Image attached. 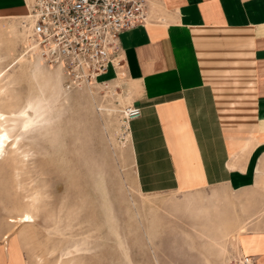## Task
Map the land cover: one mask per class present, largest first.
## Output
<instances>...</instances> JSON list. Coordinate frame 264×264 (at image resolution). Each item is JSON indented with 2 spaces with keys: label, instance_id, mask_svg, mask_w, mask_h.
<instances>
[{
  "label": "rangeland",
  "instance_id": "rangeland-1",
  "mask_svg": "<svg viewBox=\"0 0 264 264\" xmlns=\"http://www.w3.org/2000/svg\"><path fill=\"white\" fill-rule=\"evenodd\" d=\"M31 45L23 19L0 20V88L8 89L14 111L30 101L43 107L35 128L19 132L28 158L23 164L10 155L0 161V226L8 227L6 237L14 238L16 248L21 244L27 264H233L240 259L238 230L219 239L224 231L219 226L246 222L240 220L245 210L239 198L219 188L146 192L119 100L122 89L103 85L114 82L69 89L66 79L58 78L59 69L45 62L42 67L39 56L29 54ZM0 109L8 111L1 102ZM33 199L34 224L8 222ZM200 207L206 209L197 211Z\"/></svg>",
  "mask_w": 264,
  "mask_h": 264
},
{
  "label": "crops",
  "instance_id": "crops-1",
  "mask_svg": "<svg viewBox=\"0 0 264 264\" xmlns=\"http://www.w3.org/2000/svg\"><path fill=\"white\" fill-rule=\"evenodd\" d=\"M27 13L25 0H0V20ZM149 16L120 36L124 78L101 77L124 109H141L126 123L140 186L235 195L246 221L236 248L264 264V0H150ZM7 232L0 264H27Z\"/></svg>",
  "mask_w": 264,
  "mask_h": 264
},
{
  "label": "built area",
  "instance_id": "built-area-1",
  "mask_svg": "<svg viewBox=\"0 0 264 264\" xmlns=\"http://www.w3.org/2000/svg\"><path fill=\"white\" fill-rule=\"evenodd\" d=\"M30 28V52L61 71L69 89L101 85L112 67L119 74L124 65L120 36L147 25L150 0H25ZM134 120L141 109L127 107ZM233 264H256L243 256Z\"/></svg>",
  "mask_w": 264,
  "mask_h": 264
},
{
  "label": "bare ground",
  "instance_id": "bare-ground-1",
  "mask_svg": "<svg viewBox=\"0 0 264 264\" xmlns=\"http://www.w3.org/2000/svg\"><path fill=\"white\" fill-rule=\"evenodd\" d=\"M19 19H22V18H19ZM23 20L25 22V28L29 33L30 28L26 27V19L23 18ZM29 54L35 55V50L33 52H30ZM39 59H40L41 65H42L44 63V61L41 57H39ZM42 67H43V65H42ZM43 69H46V67L44 66ZM35 70L39 73L40 67H38V66L35 67ZM59 72L61 73V71H59ZM56 74L60 80L63 79L62 73L61 74L56 73ZM120 76L124 78L123 73H120ZM7 90H5L4 88H0V97H1L0 102H1V104H3V106L5 104L7 109H8L7 112L5 110L0 109V161L2 159H4L7 155H10L13 158L14 162L23 164L24 161L28 158V155L26 153L22 152V150L20 148V139H21L20 136L21 135L19 134V132H26L29 129L35 128V126L37 124V119L41 116V113H42L41 111H42L43 107L41 105V102L30 101L28 103L27 107L24 108L23 110L14 111L13 105H12V103H14L13 102L14 99L10 97ZM137 108H139V107H137ZM27 109L31 110L32 114H29L27 112ZM126 109H125V111H126ZM34 117H36V118H34ZM131 121L132 120H128L127 122L131 123ZM18 166H20V165H18ZM216 200L220 201V198H218ZM216 202H218V201H216ZM26 206H27V208H25V209L17 210V215L10 217L8 222L13 224L14 226H16L18 224H23L25 226H31L32 224H34L36 221V210H37L36 200L33 199ZM204 209H206V208L200 207L197 211H202ZM206 212H209V211H206ZM225 213L226 212H224L223 215ZM227 216H228V214H227ZM225 217H226V215H225ZM223 219H225V218H223ZM224 222H226V221H224ZM242 224H244V223L243 222H238V223L235 222V223L227 225V227L219 226L221 228L224 227V231L222 232V235L219 237V239L228 238L231 235V233L235 230H238L239 233L244 231L245 228L240 227ZM236 226H237V228H235ZM23 237H21V238H23ZM216 238L218 239V236ZM238 255H239L240 259L243 256H245L242 253H240Z\"/></svg>",
  "mask_w": 264,
  "mask_h": 264
}]
</instances>
